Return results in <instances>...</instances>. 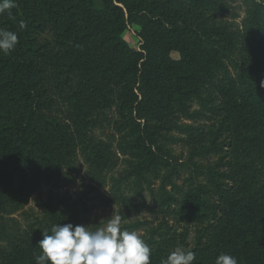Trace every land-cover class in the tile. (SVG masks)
Segmentation results:
<instances>
[{
  "label": "trees",
  "instance_id": "16d2710c",
  "mask_svg": "<svg viewBox=\"0 0 264 264\" xmlns=\"http://www.w3.org/2000/svg\"><path fill=\"white\" fill-rule=\"evenodd\" d=\"M234 1L16 0L0 13L18 35L0 52V264H37L43 230L86 225V195L23 213L43 182L80 174L79 161L101 186L123 163L115 197L128 183L155 195L161 220L129 225L150 264L176 246L194 264L221 253L264 264V4L244 0L236 24ZM174 144L203 159L181 183Z\"/></svg>",
  "mask_w": 264,
  "mask_h": 264
},
{
  "label": "clouds",
  "instance_id": "9594fccd",
  "mask_svg": "<svg viewBox=\"0 0 264 264\" xmlns=\"http://www.w3.org/2000/svg\"><path fill=\"white\" fill-rule=\"evenodd\" d=\"M264 4V0H257ZM17 7L16 0H0V13ZM11 16V12L8 13ZM23 23L21 27H24ZM18 44L16 32L0 29V52L13 51ZM122 217L111 215L107 222L95 229L86 225L54 224L50 234L42 231L37 243L41 254L35 256L37 264H150L151 248L137 231L121 227ZM194 251L176 246L161 264H194ZM215 264H238L235 256L221 253Z\"/></svg>",
  "mask_w": 264,
  "mask_h": 264
},
{
  "label": "rangeland",
  "instance_id": "374dc122",
  "mask_svg": "<svg viewBox=\"0 0 264 264\" xmlns=\"http://www.w3.org/2000/svg\"><path fill=\"white\" fill-rule=\"evenodd\" d=\"M233 6L234 12L239 15L234 21L236 24H239L245 15L246 7L244 5V0H235ZM137 31L138 27L136 25H129L123 36L132 46L139 48L140 38ZM169 150L170 155L173 156V162L177 165L180 171L179 177L176 179L179 183L190 177L192 172L191 166L193 163H203V159L197 157L193 158L191 156V148L184 147L180 144H174L169 146ZM79 164L81 173L78 175L72 174V181L60 183L43 182L38 191L30 197L29 202L23 208V213H41L42 204L46 203L49 197L67 195L71 196L73 200L79 202V200L86 195L89 199L87 205L90 210L89 220L86 223V226H89L92 229L103 226L107 222V218L111 215L117 214L122 217V229H127L129 231H136L131 229L129 225L137 220H153L154 223L161 220V214L157 212L158 205L155 195H151L147 188L143 191L144 198H140L135 193V187H133L131 183L125 184L117 197L111 194V186L113 183L112 178L118 176L119 171L124 167L123 163L113 172L108 174L105 186L93 183L84 173V164L81 161H79ZM199 178L201 177L199 176ZM159 184L160 181L156 180L152 185V188L156 191ZM121 196H126L128 200L125 201L121 199ZM13 217L19 222L20 226H24V219L26 216L22 214V211L18 212ZM168 219L169 223L173 222L170 216ZM182 226H184L182 223L177 224L178 228ZM181 230L182 228H179V231ZM138 233L141 234L142 232Z\"/></svg>",
  "mask_w": 264,
  "mask_h": 264
}]
</instances>
